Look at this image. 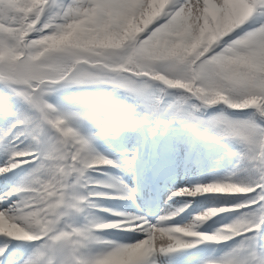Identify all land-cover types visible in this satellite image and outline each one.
<instances>
[{"label": "snow or ice", "instance_id": "obj_1", "mask_svg": "<svg viewBox=\"0 0 264 264\" xmlns=\"http://www.w3.org/2000/svg\"><path fill=\"white\" fill-rule=\"evenodd\" d=\"M89 84L134 95L143 109L138 124L166 116L234 143L230 173L174 195L243 202L206 209L187 225L171 223L179 213L155 223L126 216L73 224L100 198L89 173L116 165L94 155L72 126L86 115L58 111L46 97L57 86ZM17 103L15 122L0 133L7 157L0 176L30 168L0 194V236L31 244L18 264H173L200 244L228 242L205 264H264V0H0V111ZM216 106L251 114L234 119L222 109L205 118ZM229 212L239 213L233 222L200 231ZM111 229L139 235L133 243L96 235ZM94 245L103 250L92 252ZM7 248L0 247L5 264Z\"/></svg>", "mask_w": 264, "mask_h": 264}, {"label": "rangeland", "instance_id": "obj_2", "mask_svg": "<svg viewBox=\"0 0 264 264\" xmlns=\"http://www.w3.org/2000/svg\"><path fill=\"white\" fill-rule=\"evenodd\" d=\"M77 86L79 87V90H81V93L74 100L68 99V96L66 94L68 86H66V87L63 86V90L60 93L57 92V89L61 86H57L56 90L50 92L47 95L46 99L48 102H53L54 98L52 96V93L54 94V96L58 95L59 101L62 104H60V106H58V107H57V105H55V103H51V104L61 112L80 113L79 108L86 110L87 112L84 115H86L88 117L86 119H84V121H81V122L79 120L72 122V126L74 127V125L76 124L74 127L75 130L78 131V133L81 136H83L84 138L89 140V142L92 146L93 152L100 153V148L104 145L103 140L105 138L107 140L109 132H111L113 129L119 130L120 123L117 121V119H114L111 116H109L105 119H101V120L99 119V114L101 116L103 109L106 107L104 100H102L100 98V96L98 95V92H97V90L102 87V84H89V85H77ZM86 92H88V93L86 94ZM69 107H72V109L68 110ZM112 108H114L113 105L110 106V111L112 110ZM82 125H84V127L80 128ZM120 142L129 146L126 154L127 155H133V154H130V152L132 151V149H130V148H131V146L133 147V142H131L130 136L125 135L124 137H122L120 139ZM163 144H165V139L161 141V147ZM114 156L116 157V160H118L119 155L117 154ZM182 160H183V158H182ZM0 166H3L1 161H0ZM164 167H166V169H167L168 177L174 178L175 181L172 183H169V185L164 186V191L162 193L161 205L159 207L158 215L156 217L149 216L145 212V208L143 207V205L140 203H138V205H137V207L139 209L138 211L137 210L135 211V208L127 209V211H133L134 214L141 216V217H144L145 219L149 220L150 222L155 223L156 220L160 216L171 215L173 213H177V210H180V208H179L180 205L178 206V203L183 196L182 195H174V194L177 192H180L182 190H185V189H192L195 187V185L188 182V179L181 172L182 167L178 165L177 161H166L164 164ZM105 168H106V166L103 167V169H105ZM99 177L100 178L98 180V183L101 185H104L106 182V180L104 179V174H100ZM130 184H131L130 181H127V185L130 186ZM120 186H123V184H120ZM10 190H11V188L9 190H6V188L3 187L2 184L0 183V194H2L3 192L10 191ZM103 190H104L103 188L98 187V191L102 192ZM196 197H199V198H196ZM196 197L194 198L195 204H194V206H192V209L194 211V216L198 213H203L205 211V208L208 204L207 200H208L209 196L199 195ZM188 198H192V197H188ZM93 201H94V204L101 205L102 197H101V200L97 198V199H94ZM88 211L87 212L89 214L90 222L100 223L101 215L99 214V212L96 209H90ZM196 212H198V213H196ZM83 216L84 215L72 218V220L75 222V225L79 226V225H83V224L87 223L84 220ZM104 222H106V221H104ZM101 223H103V222H101ZM202 231L205 232V227H204V229H202ZM98 233H100V232H97L96 234H98ZM136 236H138V235H134L131 237L132 240H130L131 241L130 243L135 242L134 237H136ZM212 255L215 256L216 258L220 257L219 255H214L211 246L206 247L205 251H204L203 258L212 256ZM19 258H18V261H19ZM188 258H190V256H188ZM188 258L187 257L181 258V259H175L174 258L173 264H196V261L199 260V258L198 259H188ZM211 260H215V259H211ZM18 261H17V264H18ZM200 264H205V262H202Z\"/></svg>", "mask_w": 264, "mask_h": 264}, {"label": "trees", "instance_id": "obj_3", "mask_svg": "<svg viewBox=\"0 0 264 264\" xmlns=\"http://www.w3.org/2000/svg\"><path fill=\"white\" fill-rule=\"evenodd\" d=\"M250 113H251V111L250 110H247L242 116H237L236 119H244V118H247V116H249ZM3 117H4L3 118L4 124L10 123L11 121H13L12 123L15 122V116H13L14 117V119H13L11 116H9L8 112H7V114H3ZM239 199H240L239 202H243V200L245 198L243 196H241V197H239ZM239 202H237V203H239ZM231 205H235V203L232 202Z\"/></svg>", "mask_w": 264, "mask_h": 264}]
</instances>
